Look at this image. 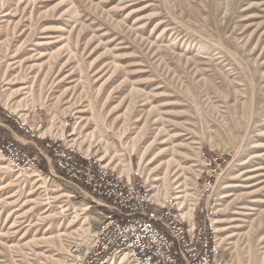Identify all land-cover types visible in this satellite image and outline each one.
I'll return each mask as SVG.
<instances>
[{"label": "rangeland", "instance_id": "374dc122", "mask_svg": "<svg viewBox=\"0 0 264 264\" xmlns=\"http://www.w3.org/2000/svg\"><path fill=\"white\" fill-rule=\"evenodd\" d=\"M5 93L0 118L32 155L31 142L48 138L89 148L158 200L179 197L191 224L204 175L219 166L203 198L214 203L217 257L264 264V0H0ZM41 159L17 168L0 155V264H66L100 222Z\"/></svg>", "mask_w": 264, "mask_h": 264}, {"label": "built area", "instance_id": "2783aa9c", "mask_svg": "<svg viewBox=\"0 0 264 264\" xmlns=\"http://www.w3.org/2000/svg\"><path fill=\"white\" fill-rule=\"evenodd\" d=\"M19 128L28 133L23 124ZM14 135L0 118L2 157L17 168L43 158L100 216L96 230L69 246L66 264H103L121 256L140 264H224L213 240L214 203L203 201L219 166L204 175L191 224L181 214L176 197L157 203L138 175L123 177L56 139H44L39 146L31 142L36 151L32 155Z\"/></svg>", "mask_w": 264, "mask_h": 264}, {"label": "bare ground", "instance_id": "6f19581e", "mask_svg": "<svg viewBox=\"0 0 264 264\" xmlns=\"http://www.w3.org/2000/svg\"><path fill=\"white\" fill-rule=\"evenodd\" d=\"M18 56H19V54H17ZM16 55V56H17ZM7 58V57H6ZM9 59H13V60H15L16 59V57H12V58H8L7 60H9ZM18 59V58H17ZM18 60H20V59H18ZM28 60H30V59H28ZM15 63V62H14ZM18 64L21 66V68H23L24 66H25V63H24V61L23 60H20L19 62H18ZM14 66V65H13ZM17 67V66H16ZM19 70V69H18ZM205 71V70H204ZM21 72V71H20ZM221 75V74H220ZM18 76V75H17ZM194 81V80H193ZM13 96V95H12ZM11 96V97H12ZM9 98H10V96L9 95H7L6 93L4 94V95H2V96H0V104H2V105H4L5 107H7L8 108V105H7V101L9 100ZM261 102H262V100H261ZM259 103V102H258ZM6 108V109H7ZM14 110V109H13ZM162 130H160L159 132H158V134H160V132H161ZM41 132H42V134H47V129L45 130H41ZM154 132V131H153ZM163 132V131H162ZM150 133V132H149ZM163 133H165V132H163ZM155 134H157V132H155ZM157 134V135H158ZM57 137V136H56ZM61 137L63 138L64 137V133H62V135H61ZM60 137V138H61ZM158 139V138H157ZM156 138H155V141L156 142H158L159 140H160V138L157 140ZM68 143V142H67ZM138 149V148H137ZM153 150V149H152ZM264 151V150H263ZM152 152L153 151H151L150 152V154H149V149H146L145 148V150L144 151H139V152H137L138 153V155H139V161H138V163H139V166L141 165L142 166V163H144L143 161H145V160H147V156L149 157L151 154H152ZM169 152H172V149H170L169 150ZM84 153L86 154V155H84V154H82L83 156H90V155H88V154H90V152H89V148L88 149H86L85 151H84ZM171 157H172V159H171V161H168V164H167V169H168V167L170 166V164L169 163H171V162H175L176 160L173 158V154H171ZM142 158H143V160H142ZM117 160V159H116ZM174 160V161H173ZM172 164V163H171ZM2 166V165H1ZM117 166V165H116ZM140 166V167H141ZM175 167L177 168V170H175L174 171V176H176L177 175V173L178 172H180V171H183V168L181 167V166H179V165H175ZM1 168V167H0ZM112 168H115V167H112ZM142 169V168H141ZM166 169V170H167ZM1 170H2V168H1ZM170 171L168 172V171H165L166 172V177H167V179L168 180H170V172H172V169H169ZM19 171L22 173V175H24V176H26V178H28V179H35V181L34 182H36V184H39V182L43 185V181H41L42 180V177L36 172V171H34V170H30V169H22V170H20L19 169ZM123 171H125V170H120L119 172H120V174H123ZM19 172V173H20ZM127 172V171H126ZM139 172V171H138ZM141 172H143L142 170H141ZM141 172H139L140 174H142ZM164 172V173H165ZM245 173H248V172H244L243 173V175H242V177L244 178V181L246 180L247 181V179H249V178H246L247 177V174H245ZM125 174V173H124ZM249 174V173H248ZM126 175L128 176L129 175V173H126ZM21 176V175H20ZM143 176V175H142ZM41 177V178H40ZM45 179V178H44ZM178 179H179V176H177V177H175L174 178V180H175V182H178ZM166 180V179H165ZM164 181V180H163ZM250 181V180H249ZM40 184V185H41ZM159 194V193H158ZM160 195H162L161 197H163L164 195H166V194H164V193H160ZM155 196V195H154ZM160 197V198H161ZM165 197V196H164ZM155 198L157 199V201L160 203V202H162V201H160V200H158V198L155 196ZM179 197H177L176 199H178ZM178 203V207H179V202H177ZM180 208V207H179ZM180 211H181V209H180ZM244 213V212H243ZM181 214L185 217V218H187L189 221H191V214H186V213H184V212H182L181 211ZM212 229H213V240H215L216 239V237H218V234H220V232H219V228H216L214 225H213V223H212ZM218 233V234H217ZM214 244L216 245L215 247H216V251H217V244L214 242ZM118 259H121V260H130V259H128V258H126V257H124V256H121V257H119ZM114 261V260H113ZM135 260H132V261H127V262H125L124 264H135V262H137V261H135ZM138 263V262H137ZM103 264H113L112 263V260H108V261H106L105 263H103ZM140 264V263H139Z\"/></svg>", "mask_w": 264, "mask_h": 264}, {"label": "trees", "instance_id": "16d2710c", "mask_svg": "<svg viewBox=\"0 0 264 264\" xmlns=\"http://www.w3.org/2000/svg\"><path fill=\"white\" fill-rule=\"evenodd\" d=\"M39 168L42 171H46L47 170L46 163H45V161L43 159H41V161H40Z\"/></svg>", "mask_w": 264, "mask_h": 264}]
</instances>
